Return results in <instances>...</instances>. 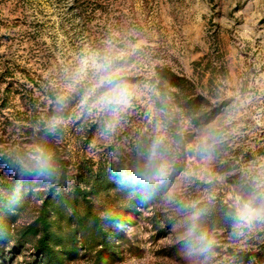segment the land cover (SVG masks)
Instances as JSON below:
<instances>
[{
	"label": "rangeland",
	"instance_id": "1",
	"mask_svg": "<svg viewBox=\"0 0 264 264\" xmlns=\"http://www.w3.org/2000/svg\"><path fill=\"white\" fill-rule=\"evenodd\" d=\"M109 52L122 54L124 77L139 86L132 105L116 120L81 108L90 88L84 79L61 108L81 58ZM195 97L215 114L205 126L188 109ZM53 117L62 120L55 134L47 131ZM5 118L15 147L31 148L33 138L20 127H32L58 142L71 174L81 164L109 177V195L92 209L117 218L116 228L106 225L114 247L102 264H223L226 248L264 264V0H0ZM158 135L172 165L167 179L151 190L119 183L121 173L144 163ZM241 202L257 216L237 226ZM206 203L233 209L229 229L204 226L198 211ZM20 204L13 226L0 223V264H55L38 261L25 230L39 201ZM194 218L213 241L207 252L186 245ZM59 226L69 237L68 222ZM95 240L85 234L63 264H93L98 248L88 246Z\"/></svg>",
	"mask_w": 264,
	"mask_h": 264
},
{
	"label": "trees",
	"instance_id": "2",
	"mask_svg": "<svg viewBox=\"0 0 264 264\" xmlns=\"http://www.w3.org/2000/svg\"><path fill=\"white\" fill-rule=\"evenodd\" d=\"M190 101L188 109L195 117L194 124L205 126L210 123L215 114L205 111V104L208 102L198 97ZM2 102H5L4 98ZM7 121V118L0 120V223H5L10 228L15 223V214L23 208L21 201L27 198L37 199L39 204L35 208L36 216L26 225L25 230L34 238L33 248L39 256L38 261L63 264L64 258H70L76 251L78 242L85 234L92 231L97 240L88 247L98 248L93 264H102L106 253L114 247L108 239L106 225L116 228L117 218H100L92 209L98 197L109 195V177L92 176L81 164L71 174L58 142L49 133L33 134L32 127H20L28 137L33 138L31 148L15 147L11 142L13 130L7 126ZM38 146L46 147L53 154L55 172L50 179L24 175L18 164V161L26 158ZM70 183L69 190L63 195L59 194ZM131 206L132 203L129 211ZM199 207V218L209 231L227 230L233 224L234 211L227 205L206 203ZM129 211L122 209L123 213ZM61 220L68 222L70 233L67 238L60 234ZM221 254L226 259L223 264H249L255 257L239 248H226Z\"/></svg>",
	"mask_w": 264,
	"mask_h": 264
},
{
	"label": "clouds",
	"instance_id": "3",
	"mask_svg": "<svg viewBox=\"0 0 264 264\" xmlns=\"http://www.w3.org/2000/svg\"><path fill=\"white\" fill-rule=\"evenodd\" d=\"M122 59L120 52L96 53L82 57L71 82L65 86V94L58 99L61 108L67 101L68 94L74 91L82 80L90 79V88L81 100V108H87L89 111L95 108L107 113L113 120L118 119L120 114L132 105L140 90L138 85L131 84L124 77L121 69ZM61 123L60 117H53L47 125V131L55 134ZM201 150L206 151L207 146H203ZM18 164L24 175L36 179H50L55 172L53 154L43 146L33 149L26 158L18 161ZM171 169L165 137L158 135L147 149L144 163L131 172L121 173L119 183L151 190L167 179ZM256 216L257 209L250 202H241L236 207L237 226L250 224ZM186 245L189 249L199 247L202 252L209 251L213 245L206 233L198 231L195 218L187 232Z\"/></svg>",
	"mask_w": 264,
	"mask_h": 264
}]
</instances>
